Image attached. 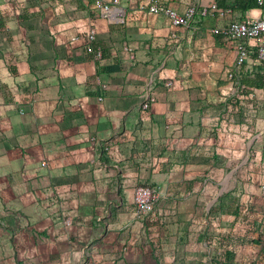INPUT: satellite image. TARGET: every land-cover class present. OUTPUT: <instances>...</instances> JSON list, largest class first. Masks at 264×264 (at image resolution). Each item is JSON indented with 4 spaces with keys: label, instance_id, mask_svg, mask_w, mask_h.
<instances>
[{
    "label": "crops",
    "instance_id": "crops-1",
    "mask_svg": "<svg viewBox=\"0 0 264 264\" xmlns=\"http://www.w3.org/2000/svg\"><path fill=\"white\" fill-rule=\"evenodd\" d=\"M93 1L0 0V264H162L225 221L244 233L217 240L218 258L229 249L239 264L229 240L255 231L264 259V208L257 221L254 191L223 185L230 167L260 172L255 158L241 166L256 114L264 129L260 65L242 66L234 85L221 74L234 54L211 32L218 17L186 30L147 0H123L116 23ZM91 26L99 61L84 52ZM145 91L156 98L142 109ZM139 182L160 200L136 218Z\"/></svg>",
    "mask_w": 264,
    "mask_h": 264
},
{
    "label": "built area",
    "instance_id": "built-area-1",
    "mask_svg": "<svg viewBox=\"0 0 264 264\" xmlns=\"http://www.w3.org/2000/svg\"><path fill=\"white\" fill-rule=\"evenodd\" d=\"M169 1L147 0L140 2L139 5L145 7L151 14L165 15L174 27L186 30L194 29L197 22L204 21L209 17L223 19L224 23L213 26L211 32L220 35L233 51V65L228 72V77L233 81L232 85H234L240 68L251 66L255 62L260 65L264 87V15L261 9L264 0H257V5L246 9L239 15L235 14L239 9L231 5L221 6L216 0H177L176 5H170ZM93 4L99 15L108 21L116 23L125 21L126 8L123 0H94ZM4 26L10 29V20L6 19ZM96 35V28L91 26L86 32L84 52L93 60L99 61L103 58V48L96 43ZM171 35L176 36V33L173 31ZM76 38L77 36L73 37V39ZM95 80L99 90L97 97L101 100L106 85L98 76L95 77ZM163 84L166 87H171L172 80L167 79ZM155 98V95L145 91L142 94L140 107L146 109ZM258 134L264 138V129L260 130ZM41 163L45 164V161ZM261 193L264 196V182L261 183ZM159 200V193L153 186L144 182L137 183L133 196L135 217L141 218L151 212ZM63 221L65 224H69L71 217L66 215Z\"/></svg>",
    "mask_w": 264,
    "mask_h": 264
},
{
    "label": "rangeland",
    "instance_id": "rangeland-1",
    "mask_svg": "<svg viewBox=\"0 0 264 264\" xmlns=\"http://www.w3.org/2000/svg\"><path fill=\"white\" fill-rule=\"evenodd\" d=\"M222 73H225L226 77L228 78V70L226 71V68H223ZM261 73V72H260ZM261 85L262 83V74L260 75ZM229 79V78H228ZM223 83H221V86L224 85L225 79L221 80ZM213 85V84H211ZM220 85V84H216ZM226 88H224L225 90ZM238 91H241L237 89ZM232 93L229 94L225 93L224 96L228 97V100L230 101V104H232L233 98ZM259 105L255 103L254 109L256 110ZM256 112V111H254ZM257 114L255 116L254 121V129L252 135H250V138L253 136V138L248 142V146H251L246 149L242 155L243 163L241 166L246 162L247 158L250 156V150L255 149L254 157L256 161L260 162V166L258 169H260V172H250L249 169L244 168L243 170H240L238 173L236 171V167H230L228 170V179L227 184H225V188L230 187H237L242 188V191L247 193L248 191H254L253 198L251 201L254 202L253 204V216L257 218V221L261 222V213L262 210L260 207L264 208V196L261 193V183L264 182V139L262 140V135L258 134L261 130L260 122L257 120ZM248 138V140L250 139ZM261 141V142H260ZM260 142V143H259ZM252 170V169H251ZM263 174V175H262ZM237 178L245 179V183L241 184L236 181ZM264 224V223H263ZM193 237L194 239L189 244V253H186L184 251V254L181 256V249L179 248V254L176 252V257L174 258H168L163 259L162 264H216L213 261V258L215 256L214 248L210 246L208 243H216L217 240L224 241L225 243H228L226 237H229V233H244L242 227H239L237 224H232L227 221L222 222V226H217L214 228L213 226L208 227L206 229V232L203 233L202 237L204 239V243L201 241H197L196 239V233L197 231H193ZM217 233V234H216ZM221 233L223 235H221ZM248 239V242H240L235 241L233 239H228L230 243L234 244L233 247L238 251V263L239 264H264V259L260 257V251L258 249L261 248V245H258L253 243V240L257 237V232H250L246 234ZM227 237V238H228ZM225 239V240H224ZM229 244V243H228ZM219 246V245H218ZM181 247V246H180ZM220 247V246H219ZM220 251V248H218ZM154 259L147 258L145 259L144 264H154Z\"/></svg>",
    "mask_w": 264,
    "mask_h": 264
},
{
    "label": "trees",
    "instance_id": "trees-1",
    "mask_svg": "<svg viewBox=\"0 0 264 264\" xmlns=\"http://www.w3.org/2000/svg\"><path fill=\"white\" fill-rule=\"evenodd\" d=\"M218 4L221 6L224 5H231L239 10L245 11L246 9L253 7L255 5H257V0H217ZM261 9H262V13L264 15V2L261 4ZM103 55H104V49H103ZM245 94L248 95V92H246ZM240 99H236L232 102L233 105L235 104H239ZM239 107V106H238ZM240 108V107H239ZM255 153L254 149L250 150V156H249V160L248 162L245 164L246 167L250 166V159L253 158ZM210 246H212L214 248V250H217V246L214 243H208ZM225 256L223 257V259L218 258V255L215 254L213 260H215L216 264H236L235 259L232 256V251L229 249H225L224 251Z\"/></svg>",
    "mask_w": 264,
    "mask_h": 264
},
{
    "label": "bare ground",
    "instance_id": "bare-ground-1",
    "mask_svg": "<svg viewBox=\"0 0 264 264\" xmlns=\"http://www.w3.org/2000/svg\"><path fill=\"white\" fill-rule=\"evenodd\" d=\"M226 182H227V178H226V179L223 181V183H224L223 185H225V184H226Z\"/></svg>",
    "mask_w": 264,
    "mask_h": 264
}]
</instances>
